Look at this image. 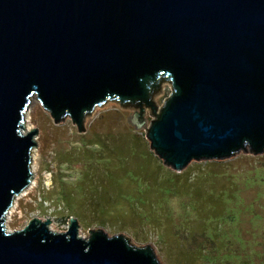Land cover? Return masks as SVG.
Masks as SVG:
<instances>
[{
  "label": "water",
  "instance_id": "water-1",
  "mask_svg": "<svg viewBox=\"0 0 264 264\" xmlns=\"http://www.w3.org/2000/svg\"><path fill=\"white\" fill-rule=\"evenodd\" d=\"M31 97L81 132L113 104L163 164L264 153V0H0V264H162L149 244L34 217L5 227L29 185Z\"/></svg>",
  "mask_w": 264,
  "mask_h": 264
},
{
  "label": "rangeland",
  "instance_id": "rangeland-1",
  "mask_svg": "<svg viewBox=\"0 0 264 264\" xmlns=\"http://www.w3.org/2000/svg\"><path fill=\"white\" fill-rule=\"evenodd\" d=\"M25 113L38 132L35 184L14 197L6 229L44 216L61 233L70 217L80 237L95 229L149 244L162 264H264V153L176 171L116 105L95 106L84 132L71 120L54 123L35 97Z\"/></svg>",
  "mask_w": 264,
  "mask_h": 264
},
{
  "label": "bare ground",
  "instance_id": "bare-ground-1",
  "mask_svg": "<svg viewBox=\"0 0 264 264\" xmlns=\"http://www.w3.org/2000/svg\"><path fill=\"white\" fill-rule=\"evenodd\" d=\"M26 123L30 126V127H32V125H31V122H30V116L27 114L26 115ZM33 128V127H32ZM31 171H33L32 169H31ZM34 182H32V180L30 181V183H29V185L25 188L26 189V191H22L20 194H18V196L19 197H22V196H24L25 194H27V192L29 191V190H31V189H33V187H34ZM18 197V198H19ZM16 209V205H15V201H13V204H12V206L9 208V210H8V212H7V214H6V219H8L11 215H12V213L14 212V210ZM7 224V223H6ZM49 229L50 230H52L51 229V227H49Z\"/></svg>",
  "mask_w": 264,
  "mask_h": 264
}]
</instances>
